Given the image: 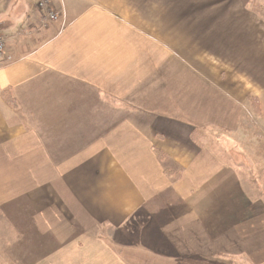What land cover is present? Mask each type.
<instances>
[{
	"label": "crops",
	"instance_id": "0c3cea01",
	"mask_svg": "<svg viewBox=\"0 0 264 264\" xmlns=\"http://www.w3.org/2000/svg\"><path fill=\"white\" fill-rule=\"evenodd\" d=\"M37 2L0 0V214L32 264H264V16Z\"/></svg>",
	"mask_w": 264,
	"mask_h": 264
},
{
	"label": "rangeland",
	"instance_id": "374dc122",
	"mask_svg": "<svg viewBox=\"0 0 264 264\" xmlns=\"http://www.w3.org/2000/svg\"><path fill=\"white\" fill-rule=\"evenodd\" d=\"M243 1L246 3L250 1L257 8V13L264 16V0ZM238 156L240 159H236V161L242 162L241 154L238 153ZM3 213L0 214V264H32L34 262L32 250L24 246L28 242V237L27 239L21 240V237L16 231L17 216Z\"/></svg>",
	"mask_w": 264,
	"mask_h": 264
},
{
	"label": "built area",
	"instance_id": "2783aa9c",
	"mask_svg": "<svg viewBox=\"0 0 264 264\" xmlns=\"http://www.w3.org/2000/svg\"><path fill=\"white\" fill-rule=\"evenodd\" d=\"M37 8L40 15V27L43 28L51 22L60 18V13L53 4V0H38ZM11 55L5 51V36L0 32V62L2 60H11Z\"/></svg>",
	"mask_w": 264,
	"mask_h": 264
},
{
	"label": "trees",
	"instance_id": "16d2710c",
	"mask_svg": "<svg viewBox=\"0 0 264 264\" xmlns=\"http://www.w3.org/2000/svg\"><path fill=\"white\" fill-rule=\"evenodd\" d=\"M159 156H160V158H163V155L161 153H159Z\"/></svg>",
	"mask_w": 264,
	"mask_h": 264
}]
</instances>
